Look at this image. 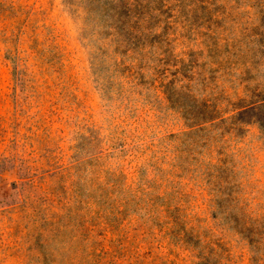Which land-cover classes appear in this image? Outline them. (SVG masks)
<instances>
[{
    "label": "rangeland",
    "instance_id": "374dc122",
    "mask_svg": "<svg viewBox=\"0 0 264 264\" xmlns=\"http://www.w3.org/2000/svg\"><path fill=\"white\" fill-rule=\"evenodd\" d=\"M144 4L0 0V264H264V0Z\"/></svg>",
    "mask_w": 264,
    "mask_h": 264
},
{
    "label": "trees",
    "instance_id": "16d2710c",
    "mask_svg": "<svg viewBox=\"0 0 264 264\" xmlns=\"http://www.w3.org/2000/svg\"><path fill=\"white\" fill-rule=\"evenodd\" d=\"M91 5H98L101 11L106 14L109 20L110 29L117 37L120 36V41L125 34L127 37L133 35L134 31L139 30L142 24L146 22L145 19V4L146 0H87ZM108 24V25H109ZM123 34V35H122ZM134 39V38H133ZM124 41V40H122ZM132 43V41L130 42ZM264 51V45L261 46ZM257 99L258 95H254ZM197 114L194 117H189L191 123H197L198 131H201L202 123L213 121L214 117L219 114L216 107H211L206 103L198 104ZM247 106V107H246ZM245 107V108H244ZM243 109L238 112V115L249 112L261 113L264 117V97L253 102L247 103L242 107ZM262 120V119H261ZM257 119L261 128L263 127L262 121ZM264 130V129H263Z\"/></svg>",
    "mask_w": 264,
    "mask_h": 264
}]
</instances>
